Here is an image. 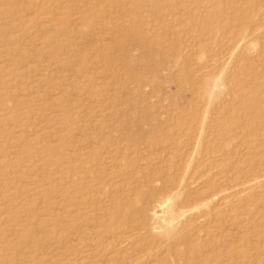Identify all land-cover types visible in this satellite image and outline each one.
Here are the masks:
<instances>
[{"label":"rangeland","instance_id":"obj_1","mask_svg":"<svg viewBox=\"0 0 264 264\" xmlns=\"http://www.w3.org/2000/svg\"><path fill=\"white\" fill-rule=\"evenodd\" d=\"M0 264H264V0H0Z\"/></svg>","mask_w":264,"mask_h":264}]
</instances>
